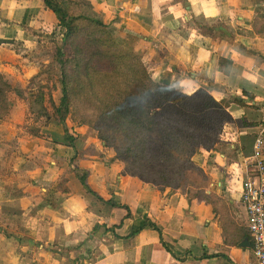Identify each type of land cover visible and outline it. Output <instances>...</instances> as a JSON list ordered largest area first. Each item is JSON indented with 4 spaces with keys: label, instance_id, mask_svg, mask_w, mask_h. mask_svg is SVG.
Wrapping results in <instances>:
<instances>
[{
    "label": "crops",
    "instance_id": "crops-1",
    "mask_svg": "<svg viewBox=\"0 0 264 264\" xmlns=\"http://www.w3.org/2000/svg\"><path fill=\"white\" fill-rule=\"evenodd\" d=\"M76 5L126 40L153 81L244 105L228 106L233 123L193 157L209 200L139 186L94 131L27 119L30 82L53 62L50 52L37 63L38 45L51 46L58 21L41 0H0V73L12 90L0 120V264H257L241 192L264 115V1ZM52 94L57 104V86Z\"/></svg>",
    "mask_w": 264,
    "mask_h": 264
},
{
    "label": "trees",
    "instance_id": "trees-1",
    "mask_svg": "<svg viewBox=\"0 0 264 264\" xmlns=\"http://www.w3.org/2000/svg\"><path fill=\"white\" fill-rule=\"evenodd\" d=\"M41 1L57 18L58 37L51 42L53 62L43 71L52 79L34 100L37 117L50 116L65 133L70 122L94 131L139 186L209 200L206 175L193 157L213 151L233 123L228 106L244 104L218 103L205 89L185 94L153 81L141 57L108 24L72 14L77 0ZM11 92L0 73V120L10 113Z\"/></svg>",
    "mask_w": 264,
    "mask_h": 264
},
{
    "label": "built area",
    "instance_id": "built-area-1",
    "mask_svg": "<svg viewBox=\"0 0 264 264\" xmlns=\"http://www.w3.org/2000/svg\"><path fill=\"white\" fill-rule=\"evenodd\" d=\"M264 115L255 139L252 164L254 175L242 183L241 203L246 226L253 241L257 264H264Z\"/></svg>",
    "mask_w": 264,
    "mask_h": 264
},
{
    "label": "rangeland",
    "instance_id": "rangeland-1",
    "mask_svg": "<svg viewBox=\"0 0 264 264\" xmlns=\"http://www.w3.org/2000/svg\"><path fill=\"white\" fill-rule=\"evenodd\" d=\"M80 5V4H79ZM77 6V5H76ZM78 7V6H77ZM85 8H86V6H84ZM76 7H72V10H71V12H72V14H74V15H77V16H84V17H88V18H96L95 16H86V15H82L81 13L79 14V12H73V9H75ZM84 12H89V11H87V10H83ZM55 37H58V35H57V32H55L54 34H53ZM123 40V39H122ZM124 41H126V40H124ZM127 42V41H126ZM41 45V47H40V49L37 51V53H39V55L37 56V63L39 62V59L38 58H40L41 56H45V55H49L50 56V52H52V48H51V46L50 45H48L47 47V49H43L44 48V45L42 44V43H40L38 46H40ZM46 59H50L49 57H46ZM55 75V74H54ZM39 79V77H37V78H35V81H31L30 82V84L32 83V85L34 86V87H38V91L37 92H39L40 91V89H41V87H45V86H47V84H49V82H50V80L52 79V76H50V75H47V79L45 80H38ZM30 84H29V88L31 87L30 86ZM34 84H36V86L34 85ZM48 86H50V85H48ZM35 92H36V88H33V87H31ZM45 90V89H44ZM178 90V89H177ZM45 92V91H44ZM37 94V93H36ZM55 98V97H54ZM24 103H25V105H26V114H25V116L27 117V115L29 114V117L27 118L28 120H30V122H37V120H40V121H42V124L43 125H45L44 124V122L43 121H46V119L45 118H43V120L41 119V118H39V117H37L38 116V111L40 110V106H37V105H35V107H32L31 109H29L28 110V108H29V105H28V102L27 101H24ZM28 113V114H27ZM25 116L23 117V118H25ZM41 125V124H40ZM55 125L57 126V127H60L59 126V122L57 121V124L55 123ZM62 126V125H61ZM32 130V133L34 132L33 131V129H31ZM33 135V134H32ZM111 152V151H110ZM207 187H208V185H207Z\"/></svg>",
    "mask_w": 264,
    "mask_h": 264
},
{
    "label": "bare ground",
    "instance_id": "bare-ground-1",
    "mask_svg": "<svg viewBox=\"0 0 264 264\" xmlns=\"http://www.w3.org/2000/svg\"><path fill=\"white\" fill-rule=\"evenodd\" d=\"M264 159V158H263Z\"/></svg>",
    "mask_w": 264,
    "mask_h": 264
}]
</instances>
